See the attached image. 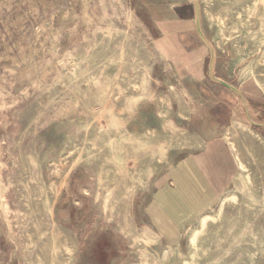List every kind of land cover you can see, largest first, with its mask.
I'll list each match as a JSON object with an SVG mask.
<instances>
[{
  "label": "rangeland",
  "instance_id": "obj_1",
  "mask_svg": "<svg viewBox=\"0 0 264 264\" xmlns=\"http://www.w3.org/2000/svg\"><path fill=\"white\" fill-rule=\"evenodd\" d=\"M224 1L200 0L202 25L216 49V75L249 98L254 114L210 76L180 77L156 47L158 21L194 0H0V180L7 205L0 212V264H264V0ZM215 136H238L248 166L238 174V199L211 210L214 219L197 245L190 239L202 218L182 240L167 242L152 224L149 202L167 172L199 140Z\"/></svg>",
  "mask_w": 264,
  "mask_h": 264
},
{
  "label": "crops",
  "instance_id": "obj_2",
  "mask_svg": "<svg viewBox=\"0 0 264 264\" xmlns=\"http://www.w3.org/2000/svg\"><path fill=\"white\" fill-rule=\"evenodd\" d=\"M172 12L158 21L160 33L155 45L180 77L202 80L209 76L211 53L198 33L194 2L178 3ZM201 26L209 39L202 19ZM199 141L202 143L196 151L186 154L167 172L149 202L152 224L167 242L182 240L191 225L237 192L241 169L231 142L218 136ZM227 203L233 201L226 200Z\"/></svg>",
  "mask_w": 264,
  "mask_h": 264
},
{
  "label": "bare ground",
  "instance_id": "obj_3",
  "mask_svg": "<svg viewBox=\"0 0 264 264\" xmlns=\"http://www.w3.org/2000/svg\"><path fill=\"white\" fill-rule=\"evenodd\" d=\"M206 1H207V0H206ZM208 1H209V0H208ZM218 1H219V0H218ZM223 1H224V0H223ZM225 1H226V0H225ZM225 1H224V2H225ZM227 1H228V0H227ZM238 1H239V0H238ZM238 1H237V2H238ZM240 1H241V0H240ZM240 1H239V2H240ZM247 1H248V0H247ZM255 1H256V0H255ZM210 2H211V1H210ZM215 2H216V1H215ZM231 2H232V1H231ZM245 2H246V1H245ZM213 3H214V2H213ZM218 3H219V2H218ZM225 3H227V2H225ZM233 3H234V2H233ZM242 3H244V2H242ZM196 4H197V0H194L195 10H196ZM198 4L200 5V0H199ZM228 4H229V2H228ZM248 4H249V3H248ZM214 5H215V4H214ZM224 5H225V4H224ZM210 6H211V4H210ZM226 6H227V5H226ZM247 6H248V5H247ZM247 6H246V7H247ZM207 7H209V6H207ZM211 7H212V6H211ZM215 7H216V6H215ZM215 7H214V9H215ZM217 7H218V4H217ZM217 7H216V9H220V8H217ZM220 7L222 8V6H220ZM249 7H251V6H249ZM200 8H201V6H200ZM223 8H224V7H223ZM228 8H230V7H228ZM216 9H215V12L217 11ZM230 9H232V8H230ZM238 9H239V8H238ZM249 9H250V8H249ZM208 10H209V9H207V13H208ZM210 10H211V9H210ZM212 10H213V9H212ZM220 10H222V9H220ZM223 10H224V9H223ZM226 10H227V9H226ZM224 11H225V10H224ZM248 11H249V10H248ZM211 12L215 13L214 11H211ZM219 12H220V11H219ZM230 12H233V10H231ZM245 12H246V11H245ZM217 13H218V12H217ZM228 13H229V12H228ZM228 13H226V15H227ZM249 13H250V12H249ZM249 13H248V16H249ZM229 14H230V13H229ZM241 14H242V13H240V17H241ZM231 15H233V14H230V16H231ZM211 16H213L212 13H211ZM219 16H220V14H219ZM238 17H239V16H238ZM211 18H212V17H211ZM226 18H227V17H226ZM220 19H222V18H220ZM223 19H224V16H223ZM229 20H230V19H229ZM229 20H228V21H229ZM230 21H231V20H230ZM211 22H212V21H211ZM224 22H227V21H224ZM231 22H232V21H231ZM233 22H234V21H233ZM262 22H263V20H262ZM222 23H223V22H222ZM227 23H228V22H227ZM235 23L237 24V22H235ZM224 24H226V23H224ZM224 24H223V25H224ZM243 24H244V23H243ZM263 24H264V23H263ZM210 25H211V24H210ZM233 25H234V24H233ZM233 25H232V26H233ZM244 25L246 26V23H245ZM235 26H236V25H235ZM227 27H228V26H227ZM227 27H226V28H227ZM238 27H239V26H238ZM238 27H237V28H238ZM229 28H230V27H229ZM220 29H221V28H220ZM220 29H219V30H220ZM232 29H233V28H232ZM238 29H239V28H238ZM222 30H223V29H222ZM234 30H235V29H234ZM224 31H225V30H224ZM224 31H223V32H224ZM227 31H228V29H227ZM263 31H264V30H263ZM263 31H262V33H263ZM223 32H222V33H223ZM228 32H229V31H228ZM231 32H232V31H231ZM241 32H242V31H241ZM249 32H251V31L249 30ZM219 33H220V32H219ZM222 33H221V34H222ZM224 33H226V32H224ZM237 33H238V32H237ZM253 33H255V32H253ZM226 34H227V33H226ZM235 34H236V33H235ZM239 34H240V33H239ZM239 34H238V35H239ZM259 34H260V32H259ZM259 34L255 33V35H257V36H259ZM263 34H264V33H263ZM227 35H229V34H227ZM227 35H226V36H227ZM233 35H234V34H233ZM233 35L231 34L232 37H233ZM255 35H252V36H255ZM204 36H205L206 40L208 41V45L211 46L212 50H213L214 53H215V57H213L212 53L210 52V53H211V54H210V64L213 65V67H212V71H213V74L215 75V78H216V80H214L213 78H211V80H213V81L216 82V83L221 84V83H220V80H222V79H221L220 77H218V76L216 75V72H215V65H216V60H217L216 49L214 48V46L212 45V43L209 41V39L206 37L205 34H204ZM231 36H230V37H231ZM234 36H235V35H234ZM243 36H244V35H243ZM257 36H255V37H257ZM94 37H95V36H94ZM125 37H126V36H125ZM223 37H224V35H223ZM221 38H222V37H221ZM224 38H225V37H224ZM228 38H229V37H228ZM243 38H244V37H243ZM244 39H245V38H244ZM247 39H248V38H247ZM37 40H38V37H37ZM251 40H252V38H251ZM253 40H254V37H253ZM237 41H238V40H237ZM218 42H219V41H218ZM222 42H223V41H222ZM238 42H239V41H238ZM254 42H255V41H254ZM255 43H256V42H255ZM220 44H221V43H220ZM222 44H223V43H222ZM235 45H236V44H235ZM256 45H258V44H256ZM163 46H164V45H163ZM163 46H161L162 51H164L165 53H167L168 55H170L171 53L168 52L169 49L167 50V49H166L165 47H163ZM209 46H208V47H209ZM237 46H239V45H237ZM204 49H205V48H204ZM209 49H210V48H209ZM205 50H206V49H205ZM35 51H36V49H35ZM206 52H207V51H206ZM165 56H166V55H165ZM166 57H167V56H166ZM245 58H246V57H245ZM256 60H258V59H256ZM263 60H264V59H263ZM178 61H179V60H178ZM120 62H121V61H120ZM254 62H255V61H254ZM178 63H179V62H178ZM210 64H209V65H210ZM247 64H248V63H247ZM251 64H252V63H251ZM122 65H123V64H122ZM137 65H138V64H137ZM175 65H176V64H175ZM242 67H243V66H242ZM242 67H241V68H242ZM251 67H252V66H251ZM11 70H12V69H11ZM29 72H31V71H29ZM256 74H257V73H256ZM256 74H255V75H256ZM27 76H29V75H27ZM254 77H255V76H254ZM28 79H29V78H28ZM255 79H256V78H255ZM260 79H261V78H260ZM217 80H219V81H217ZM258 80H259V79H258ZM3 81H4V80H3ZM224 81H225V80H224ZM141 82H142V81H141ZM262 82H263V80H261V84H262ZM34 83H35V82H34ZM263 83H264V82H263ZM140 84H141V83H140ZM259 84H260V82H259ZM141 85H142V84H141ZM263 85H264V84H263ZM33 86H36V84H34ZM37 87H38V86H36V88H37ZM141 87H142V86H141ZM29 88H30V87H29ZM38 88H39V87H38ZM172 88H173V87H172ZM2 89H3V88H2ZM26 89H27V88H26ZM27 90H28V89H27ZM238 90H239V92H238V94H237V93H236V94L241 98L246 113H252V114H254V113H253V109H252V107H251V103H250L249 98H248V97H247V96H246V95H245V94H244L239 88H238ZM23 92H24V91H23ZM25 92H27V91H25ZM6 93H7V92H6ZM21 93H22V92H21ZM5 95H6V94H5ZM7 95H8V94H7ZM108 96H109V94H108ZM21 100H22V99H21ZM127 100H128V99H127ZM22 101H23V100H22ZM15 102H16V101H15ZM128 102H130V101L128 100ZM126 103H127V101H126ZM127 104H128V103H127ZM127 104H125V105L127 106ZM129 104H130V103H129ZM129 104H128V105H129ZM106 105H107V104H106ZM0 106H1V105H0ZM10 107H11V106H10ZM2 108H4V106H3ZM124 108H125V107H124ZM94 110H95V109H94ZM93 112H94V111H93ZM93 112H92V113H93ZM121 113H122V111H121ZM16 115H17V114H16ZM160 115H161V114H160ZM112 116H114V115H112ZM102 117H103V116H102ZM247 117H248V116H247ZM105 118H106V117H105ZM253 118H254V117H253ZM106 120H107V118H106ZM103 121H104V120H103ZM100 123H101V122H100ZM97 124H98V123H97ZM164 124H165V123H164ZM102 125H103V124H102ZM168 125H169V124H168ZM168 125H167V127H168ZM259 125H261V124H259ZM19 126H20V124H19ZM111 126H112V125H111ZM113 126H114V125H113ZM113 126H112V127H113ZM115 126H116V125H115ZM164 126H165V125H164ZM112 127H111V129H112ZM169 127H170V125H169ZM172 129H173V128H172ZM174 131H175V129H174ZM109 132H110V131H108V134H109ZM106 133H107V132H106ZM149 133H150V132H149ZM108 134H105V135H108ZM153 134H154V132H153ZM237 134H238V132H237ZM252 134H253V132H252ZM254 135H256V134H254ZM5 136H6V135H5ZM109 136H110V135H109ZM152 136H154V135H152ZM186 136H187V135H186ZM256 136H258V135H256ZM256 136H255V137H256ZM104 137H106V136H104ZM178 137H179V135H178ZM97 138H98V137H97ZM257 138H258V137H257ZM259 138H260V137H259ZM259 138H258V139H259ZM261 138H262V137H261ZM185 139H186V138H185ZM91 140H93V139H91ZM229 140H231L230 142H231L233 148H234V149L236 150V152H237V156H238V160H239V167H240V169H241V170H246L248 166H247V163H246L245 156H244V154H243L242 148H241V146L238 144V136H237V137L235 136L234 138L229 139ZM260 140H261V139H260ZM98 141H99V140H98ZM152 141H153V140H152ZM178 141H179V142H182V140H181V141L178 140ZM261 141H262V140H261ZM83 142L85 143L84 140H83ZM92 142H93V141H92ZM95 142H96V141H95ZM186 142H187V141H186ZM195 142H196V140H195ZM263 142H264V141H263ZM14 143L16 144V142H14ZM158 143H159V142H158ZM182 143H183V142H182ZM192 143H193V142H192ZM92 144H93V143H92ZM97 144H98V143H97ZM97 144H96V145H97ZM99 144H100V146H101V142H99ZM177 144H178V143H177ZM190 144H191V143H190ZM197 144H198V143H197ZM263 144H264V143H263ZM263 144H262V145H263ZM83 145H84V144H83ZM152 145H153V144H152ZM154 145H155V144H154ZM158 145H160V143H159ZM161 145H162V144H161ZM89 146H90V145H89ZM97 146H99V145H97ZM97 146H96V147H97ZM188 146H189V145H188ZM92 147H93V146H92ZM253 147H254V146H252V148H253ZM258 147H260V146H258ZM146 148H147V147H146ZM151 148H152V146L150 147L149 150H155V149H157V148H155V149H154V148L151 149ZM160 148H161V147H159L158 149H160ZM94 149H95V148H94ZM97 149H99V148H97ZM103 150H104V149H102V151H103ZM160 150H161V149H160ZM252 150H254V148H253ZM7 151H8V150H7ZM100 151H101V150H100ZM157 151H158V150H157ZM157 151H156V152H157ZM139 152H140V150H139ZM151 152H152V151H151ZM98 153H100V155H101V152H98ZM137 153H138V151H137ZM145 153H146V152H145ZM153 154H154V153H153ZM23 155H24V154H23ZM98 155H99V154H98ZM151 155H152V154H151ZM156 155H157V154H156ZM156 155H155V156H156ZM28 156H29V154H28ZM68 156H69V155H67L66 158H67ZM23 157H24V156H23ZM100 157H102V156H100ZM151 157H152V156H151ZM161 157H162V155H161ZM28 158L30 159V157H28ZM33 158H34V156H33ZM153 158H154V157H153ZM153 158H152V159H153ZM159 158H160V157H159ZM162 158H163V157H162ZM163 159H164V158H163ZM133 160H134V159H133ZM159 160H160V159H159ZM12 161H13V160H12ZM14 161H15V160H14ZM22 161H23V160H22ZM29 161H30V160H29ZM32 161H33V159H32ZM34 161H35V159H34ZM66 161H67V160H66ZM102 161H103V160H102ZM131 161H132V160H131ZM135 161H136V160H135ZM135 161H134V162H135ZM262 161H263V160H262ZM262 161H261V162H262ZM23 162H24V161H23ZM259 162H260V161H259ZM19 163H20V161H19ZM29 163L31 164V162H29ZM101 163H102V162H101ZM101 163H100V164H101ZM103 163H106V162H103ZM12 164H13V163H12ZM14 164H16V163H14ZM261 164H262V163H261ZM21 165H22V163H21ZM102 165H103V164H102ZM102 165H101V166H102ZM106 165H108V164L106 163ZM263 165H264V163H263ZM263 165H262V166H263ZM16 166H17V165H16ZM28 166H29V165H28ZM30 166L32 167V165H30ZM33 166H34V165H33ZM259 166H260V165H259ZM14 167H15V166H14ZM102 167H104V165H103ZM114 167H115V166H114ZM260 168H261V167H260ZM260 168H259V169H260ZM25 169H27V168H25ZM56 169H57V168H56ZM117 169H118V168H117ZM12 170H13V169H12ZM57 170H58V169H57ZM101 170H102V169H101ZM24 171H25V170H24ZM118 171H119V169H118ZM21 172H22V171H21ZM21 172H20V174H22ZM13 173H14V172H13ZM13 173H12V174H13ZM23 173H24V172H23ZM247 173H248V172H247ZM247 173H246V174H247ZM26 174H27V173H26ZM68 174H69V173H68ZM118 174H119V173H118ZM125 174H126V173H125ZM125 174H124V175H125ZM127 174H128V173H127ZM122 175H123V172H122ZM250 175H252V173H251ZM10 177H13V175L10 176ZM22 177H23V176H22ZM60 177H61V176H60ZM248 177H249V175H248ZM250 177H253V176H250ZM257 177H258V176H257ZM13 178H14V177H13ZM29 179H30V178H29ZM246 179H247V178H246ZM11 180H12V179H11ZM13 180H14V179H13ZM15 180H18V179L16 178ZM252 180H253V179H252ZM22 181H24L23 178H22ZM22 181H20V182L22 183ZM27 181H28V180H27ZM27 181H26V182H27ZM30 181H31V180H29V182H30ZM122 181H123V179H122ZM122 181H121V182H122ZM236 181H237V180H236ZM250 181H251V179H250ZM7 182H8V181H7ZM13 182H14V181H13ZM26 182H24V185H26V184H25ZM125 182H126V180H125ZM237 182H238V181H237ZM241 182H242V181H241ZM247 182H248V180H247ZM118 183H119V182H117V186H119ZM27 184H28V182H27ZM63 184H64V182H63ZM115 184H116V183H115ZM124 184H125V183H124ZM133 184H134V183L131 184V185H132V186H131V189L134 188V187L136 186V185H135V186L133 187ZM9 185H10V184H9ZM12 185H13V184H12ZM15 185H16V182H15ZM18 185H20L19 182H18ZM21 185H22V184H21ZM106 185H107V184H106ZM122 185H123V183H122ZM240 185H241V183L239 184V186H240ZM252 185H253V184H252ZM13 186H14V185H13ZM22 186H23V185H22ZM27 186H28V185H27ZM52 186H53V185H52ZM128 186H129V185H128ZM236 186H237V185H236ZM23 187H24V186H23ZM30 187H31V186H30ZM108 187H109V186H108ZM115 187H116V186H115ZM241 187H242V186H241ZM25 188H27V187H25ZM28 188H29V187H28ZM31 188H32V187H31ZM111 188H113V187H111ZM123 188H125V186H124ZM209 188H210V187H209ZM19 189H20V188H19ZM131 189H129V191H130ZM211 189H212V188H211ZM238 189H239V187H238ZM3 190H4V186H3V184H2V182H1V180H0V212H1V214H6V212H7V205H6V202H5V200H4ZM26 190H27V189H26ZM37 190H38V188H37ZM110 190L112 191L113 189H110ZM115 190H117V189H115ZM115 190H114V191H115ZM125 190H126V189H125ZM29 191H30V190H29ZM29 191H28V192H29ZM32 191H33V190H32ZM34 191H35V190H34ZM107 191H108V189H107ZM107 191H106V192H107ZM240 191H241V189H240ZM246 191H247V190H246ZM126 192H127V190H126ZM242 192H243V191H242ZM242 192H241V193H242ZM21 193H22V192H21ZM31 193H32V192H31ZM31 193H30V194H31ZM33 193H35V192H33ZM107 193L110 194V192H107ZM107 193H106V194H107ZM111 193H112V192H111ZM115 193H116V191H115ZM243 193H244V192H243ZM27 194H28V193H27ZM37 194H38V193H36V195H37ZM56 194H57V193H56ZM58 194H59V193H58ZM99 194H100V193H99ZM103 194H104V193H103ZM113 194H114V193H113ZM113 194H112V195H113ZM263 194H264V193H263ZM22 195H23V194H22ZM32 195H33V194H32ZM32 195H31V196H32ZM36 195H34V197H32V198L34 199ZM59 195H60V194H59ZM248 195H249V194H248ZM259 195H260V194H259ZM23 196H24V195H23ZM29 196H30V195H29ZM97 196H98V194H97ZM107 196H108V194H107ZM109 196L111 197V195H109ZM115 196H117V195H115ZM20 197H21V196H20ZM24 197H25V196H24ZM26 197H27V196H26ZM37 197H38V196H37ZM113 197H114V196H112L111 198H113ZM118 197H119V196H118ZM29 198H30V197H29ZM103 198H104V197H103ZM108 198H109V197H108ZM115 198H116V197H115ZM120 198H122V194H121V197H120ZM248 198H249V196H248ZM253 198H254V197H252L251 199H253ZM27 199H28V198H27ZM27 199H26V200H27ZM35 199H36V198H35ZM97 199H98V198H97ZM237 199H238V197H237L236 194H232V195L230 194V195H228V196L225 198V200L222 202L221 208H223V206L225 205L226 200H228V201H231V200H232V201L234 202V201H237ZM105 200H106V199H105ZM105 200H104V202H105ZM107 200H108V199H107ZM107 200H106V202H109V201H107ZM117 200H118V199H117ZM28 201H29V200H28ZM35 201H36V200H35ZM251 201H252V200H251ZM116 202H117V201H116ZM22 203H23V202H22ZM22 203H21V204H22ZM27 203H28V202H27ZM30 203L33 204L31 201H30ZM109 203L112 204V201H110ZM123 203H124V202H123ZM243 203H244V202H243ZM31 204H29V205H31ZM114 204H115V203H114ZM245 204H246V203H245ZM29 205H28V206H29ZM37 205H38V204H37ZM108 205H109V204H108ZM246 205H248V204H246ZM113 206H114V205H113ZM243 206H244V205H243ZM31 207H32V206H31ZM37 207H38V206H37ZM105 207H106V206H105ZM107 207H108V206H107ZM110 207H111V205H110ZM251 207H252V206H251ZM28 208H30V207H28ZM38 208H40V206H39ZM38 208H37V209H38ZM254 208H255V207H254ZM41 209H42V208H41ZM108 209H109V208H108ZM251 209H252V208H251ZM262 209H263V208H262ZM34 210H35V208H34ZM104 210H105V208H104ZM112 210H113V209H112ZM114 210H115V209H114ZM37 211H38V210H37ZM110 211H111V209H110ZM28 212H29V211H28ZM33 212H35V211H33ZM38 212H40V209H39ZM41 212H42V211H41ZM23 213H24V212H23ZM30 213H31V211H30ZM30 213H28V214H30ZM112 213H113V211H112ZM28 214H27V215H28ZM33 215H34V213H33ZM33 215H32V216H33ZM125 215H126V214H125ZM23 216H24V215H23ZM42 218H43V217H42ZM44 218H45V217H44ZM217 218H218V216H217ZM217 218H215V219H217ZM18 219H19V218H18ZM22 219H24V217H23ZM126 219H127V217H126ZM211 219H214V217L211 216V215L204 216V217L201 219V221H200V227H199L198 229H195V230H194L193 234L191 235L190 242H192L194 245L197 243V241L199 240L198 237L200 236V235H199L200 232L203 231V230L205 229L206 225L208 224L209 220H211ZM220 219H221V218H220ZM240 219H241V218H240ZM39 220H42V219H39ZM44 221H45V220H44ZM125 221H126V220H125ZM213 221L215 222V220H213ZM235 221H236V220H235ZM239 221H240V220H239ZM216 222H217V221H216ZM46 223H47V222H46ZM235 223H236V222H235ZM36 224H37V223H36ZM36 224L34 223L33 225H36ZM39 224H42V223H39ZM47 224H48V223H47ZM20 225H21V224H20ZM235 225H236V224H235ZM239 225H240V224H239ZM41 226H43V225H41ZM20 227H21V226H20ZM124 227H125V226H124ZM234 227H236V226H234ZM35 228H36V226H35ZM231 228H232V226H231ZM237 228H238V227H236V229H237ZM258 228H259V227H258ZM37 229H38V227H37ZM37 229H36V230H37ZM125 229H128V228H125ZM125 229H124V230H125ZM229 229H230V227H229ZM233 229H234V228H233ZM233 229H231V230L233 231ZM261 229H262V228H261ZM261 229H260V230H261ZM46 230H47V229H46ZM46 230H45V231H46ZM133 230H134V229H133ZM231 230H230L229 233H231ZM256 230H257V228H256ZM42 231H44V230H42ZM45 231H44V235H43V236L46 237V235H47L48 232H46V235H45ZM51 231H52V230H51ZM51 231L49 230V232H51ZM134 231H135V230H134ZM257 231L259 232V229H258ZM36 232H37V231H36ZM39 232H40V231H39ZM54 232H55V234H56V232H58V231H54ZM124 232H125V231H124ZM225 232H226V231H225ZM261 232H262V231H261ZM32 233H33V232H32ZM41 233H42V232H41ZM52 233H53V231H52ZM150 233H151V232H150ZM150 233H149V235H151ZM256 233H257V232H256ZM23 234H24V233H23ZM28 234L30 235L31 233H28ZM33 234H38V232H37V233H33ZM63 234H64V233H63ZM201 234H202V233H201ZM259 234H260V233H259ZM263 234H264V233H263ZM29 235H28V237H29ZM40 235H42V234H40ZM125 235H127V233H126ZM129 235H130V234H129ZM142 235H143V234H142ZM144 235H146V234H144ZM144 235H143V236H144ZM152 235H153V234H152ZM152 235H151V237H152ZM32 236H33V235H32ZM58 236H60V233H58ZM58 236H57V237H58ZM61 236H62V234H61ZM136 236H137V235H136ZM140 236H141V234H140ZM143 236H142V237H143ZM221 236H222V235H221ZM224 236H225V235H224ZM230 236H231V235H230ZM230 236H227V238L230 237ZM257 236H258V235H257ZM263 236H264V235H263ZM30 237H31V236H30ZM30 237H29V238H30ZM38 237H40V236H38ZM52 237H53V236H52ZM147 237H148V234H147ZM237 237H238V236H237ZM33 238H34V237H33ZM55 238H56V235H55ZM136 238H137V237H136ZM149 238H150V237H149ZM152 238H153V237H152ZM154 238H155V237H154ZM156 238H157V237H156ZM221 238H223V237H221ZM262 238H263V237H262ZM42 239H43V238H42ZM133 239H134V238H133ZM138 239H139V238H138ZM138 239H136V240H138ZM140 239H141V238H140ZM140 239H139V241H141ZM145 239H146V238H145ZM224 239H225V238H224ZM28 240H29V239H28ZM151 240H152V239H151ZM153 240H154V239H153ZM153 240H152V242H153ZM157 240H158V239H157ZM218 240H219V238H218ZM220 240H221V239H220ZM220 240H219V241H220ZM261 240H263V239H261ZM31 241H32V239H31ZM133 241H134V240H133ZM143 241H144V240H142V242H143ZM148 241H149V240H148ZM155 241H156V240H155ZM223 241H224V240H223ZM29 242H30V240H29ZM33 242H34V241H33ZM45 242H46V241H45ZM135 242H137V241H135ZM142 242H141V243H142ZM263 242H264V241H263ZM137 243H139V242H137ZM28 244H29V243H28ZM31 244H32V243H31ZM31 244H30V245H31ZM49 244H50V243H49ZM139 244H140V243H139ZM219 244H220V243H219ZM232 244H233V243H232ZM32 245H33V244H32ZM44 245H45V243L43 244V246H44ZM54 245H55V244H54ZM142 245H143V244H142ZM144 245H145V244H144ZM196 245H197V244H196ZM210 245H211V244H210ZM210 245H209V246H210ZM71 246H73V245H71ZM246 246L248 247L249 245H246ZM28 247H29V246H28ZM44 247H45V246H44ZM44 247H43V248H44ZM47 247H48V246H47ZM67 247H68V246L66 245L65 248H67ZM191 247H192V246H191ZM195 247H196V246H194V248H195ZM216 247H217V246H216ZM249 247H250V246H249ZM62 248H64V247H62ZM50 249H51V248H50ZM68 249H69V251H70V248H69V247H68ZM68 249H67V253L69 252ZM141 249L144 250L143 248H141ZM145 249L147 250V247H146ZM248 249H249V248H248ZM55 250H56V248H55ZM61 250H62V249H61ZM61 250H60V251H61ZM146 250H145V251H146ZM199 250H200V249H199ZM48 251H49V250H48ZM56 251H57V250H56ZM60 251H59V252H60ZM71 251H72V249H71ZM219 251H220V250H219ZM240 251H241V250H240ZM248 251H249V250H248ZM253 251H254V250H253ZM255 251H256V250H255ZM46 252H47V251H46ZM46 252H45V253H46ZM61 252H62V251H61ZM146 252H148V251H146ZM146 252H145V254H146V256H147V255L149 254V252H148V254H147ZM197 252H198V251L195 252V249H194V253L196 254ZM224 252H225V251H224ZM243 252H244V251H242V253H243ZM256 252H257V251H256ZM256 252H255V253H256ZM258 252H259V251H258ZM50 253H52V252L49 251V254H50ZM65 253H66V252H65ZM143 253H144V251H143ZM143 253H142V254H143ZM217 253H219V252H217ZM244 253H245V252H244ZM251 253H253V252H251ZM46 254H47V253H46ZM222 254H223V253H222ZM238 254H239V253H238ZM253 254H254V253H253ZM152 255H153V254H152ZM165 255H166V254H165ZM174 255H175V254H174ZM246 255H247V252H246ZM51 256H52V255H51ZM146 256H145V260L148 261L149 259H146L148 256H147V257H146ZM190 256H191V255H190ZM192 256H194V255H192ZM196 256H197V254H196ZM239 256H240V255H239ZM46 257H49V255H48V256L46 255ZM150 257H152V256H150ZM164 257H165V256H164ZM244 257H245V255H244ZM49 258H52V257H49ZM54 258H55V257H54ZM54 258H53V259H54ZM56 258H57V257H56ZM141 258H142V256H141ZM191 258H194V257H190V259H191ZM209 258H210V257H209ZM240 258H242V257H240ZM150 259L152 260V258H150ZM153 259H154V258H153ZM202 259H203V258H202ZM234 259H236V258H234ZM246 259H247V257H246ZM246 259H245V260H246ZM55 260H57V259H55ZM142 260H144V259L142 258ZM156 260H157V259H156ZM196 260H197V259H196ZM207 260H208V259H207ZM239 260H240V259H239ZM61 261H62V260H61ZM140 261H141V260H140ZM147 261H146V262H147ZM161 261H163V260L161 259ZM161 261H160V263H162ZM177 261H178V260H177ZM188 261H189V260H187V262H188ZM192 261H193V260H192ZM197 261H198V260H197ZM197 261H196V263H197ZM208 261H209V260H208ZM226 261H227V260H226ZM249 261H250L249 264H251V263H252L251 260L248 259V262H249ZM38 262H40V259H39ZM38 262H37V263H38ZM154 262H155V261H154ZM254 262H256V261H254ZM28 263H30V262H28ZM31 263H32V262H31ZM31 263H30V264H31ZM35 263H36V262H35ZM41 263H43V262H40L39 264H41ZM50 263H51V262H50ZM53 263H54V262H53ZM60 263L63 264V262H60ZM64 263H65V262H64ZM140 263H141V262H140ZM143 263L145 264V262H143ZM143 263H142V264H143ZM156 263H157V261H156ZM174 263H176V262H174ZM181 263H182V262H181ZM189 263H190V262H189ZM198 263H199V261H198ZM33 264H34V263H33ZM148 264H149V263H148ZM151 264H152V263H151ZM154 264H155V263H154ZM162 264H164V263H162ZM176 264H177V263H176ZM182 264H183V263H182Z\"/></svg>",
  "mask_w": 264,
  "mask_h": 264
},
{
  "label": "water",
  "instance_id": "obj_4",
  "mask_svg": "<svg viewBox=\"0 0 264 264\" xmlns=\"http://www.w3.org/2000/svg\"><path fill=\"white\" fill-rule=\"evenodd\" d=\"M198 2H199V0H197L196 10H195V12H196V26H197V30H198V33H199L200 37L208 45V41L206 40V38L204 36V32H203L202 26H201V8H200V5L198 4ZM209 48H210V52L212 53L213 57H215V53L212 50L211 46H209ZM212 67H213V65L210 64L209 76H210V78H213L214 80H216L215 75L213 74V71H212ZM217 81H219V80H217ZM220 83L224 84L225 86H227L228 88H230L231 90H233L235 93L238 94L239 90L234 85H232V84H230L228 82H225L223 80H220Z\"/></svg>",
  "mask_w": 264,
  "mask_h": 264
}]
</instances>
